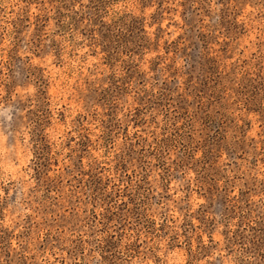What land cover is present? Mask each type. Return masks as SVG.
<instances>
[{
    "label": "rangeland",
    "instance_id": "374dc122",
    "mask_svg": "<svg viewBox=\"0 0 264 264\" xmlns=\"http://www.w3.org/2000/svg\"><path fill=\"white\" fill-rule=\"evenodd\" d=\"M0 264H264V0H0Z\"/></svg>",
    "mask_w": 264,
    "mask_h": 264
}]
</instances>
